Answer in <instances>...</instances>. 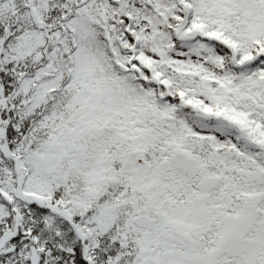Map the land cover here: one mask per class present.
Wrapping results in <instances>:
<instances>
[{
	"label": "snow or ice",
	"instance_id": "snow-or-ice-1",
	"mask_svg": "<svg viewBox=\"0 0 264 264\" xmlns=\"http://www.w3.org/2000/svg\"><path fill=\"white\" fill-rule=\"evenodd\" d=\"M0 264H264V0H0Z\"/></svg>",
	"mask_w": 264,
	"mask_h": 264
}]
</instances>
